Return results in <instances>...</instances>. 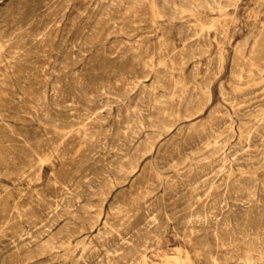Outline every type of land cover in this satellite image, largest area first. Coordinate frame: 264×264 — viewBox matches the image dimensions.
I'll return each instance as SVG.
<instances>
[{
  "label": "rangeland",
  "instance_id": "374dc122",
  "mask_svg": "<svg viewBox=\"0 0 264 264\" xmlns=\"http://www.w3.org/2000/svg\"><path fill=\"white\" fill-rule=\"evenodd\" d=\"M135 1L0 0V264H264V0Z\"/></svg>",
  "mask_w": 264,
  "mask_h": 264
},
{
  "label": "bare ground",
  "instance_id": "6f19581e",
  "mask_svg": "<svg viewBox=\"0 0 264 264\" xmlns=\"http://www.w3.org/2000/svg\"><path fill=\"white\" fill-rule=\"evenodd\" d=\"M132 1H133V0H132ZM136 1H137V0H136ZM136 1H135V2H136ZM211 1H212V0H211ZM217 1H218V0H217ZM229 1H230V0H229ZM122 2H123V1H122ZM135 2H134V3H135ZM183 2H184V1H183ZM188 2H189V1H188ZM209 2H210V1H209ZM221 2H222V1H221ZM68 3H69V2H68ZM191 3H192V2H191ZM191 3H190V4H191ZM199 3H200V2H199ZM205 3H206V2H205ZM205 3L200 4V6H202V5L205 4ZM211 3H212V2H211ZM135 4H137V3H135ZM159 4H160V3H159ZM171 4H172V3H171ZM226 4H228V3H226ZM191 5H192V4H191ZM194 5H195V4H193V7H195ZM197 5H199V4H197ZM212 5H213V3H212ZM216 5H217V4H216ZM222 5H223V4H222ZM127 6H129V5H127ZM132 6H133V5H132ZM132 6H131V7H132ZM184 6H185V5H184ZM188 6H189V5H188ZM213 6H214V5H213ZM105 7H106V6H105ZM129 7H130V6H129ZM193 7H192V8H193ZM215 7H218V6H215ZM110 8H111V7H110ZM177 8H178V7H177ZM189 8H190V7H189ZM198 8H199V7H198ZM168 9H169V8H168ZM128 10H129V8H128ZM133 10H134V9H133ZM208 10H209V9H208ZM100 12H101V11H100ZM105 12H106V11H105ZM180 12H181V11H180ZM176 13H177V12H176ZM101 15H102V14H101ZM175 15H176V14H175ZM178 16H179V15H178ZM97 17H98V16H97ZM104 17H106V16H104ZM172 17H173V16H172ZM108 18H109V17H108ZM174 18H175V17H174ZM98 23H99V22H98ZM205 27H206V26H205ZM205 29H206V28H205ZM98 36H99V35H98ZM91 37H92V36H91ZM20 38H21V37H20ZM95 39H96V38H95ZM0 40H1V39H0ZM193 40H194V39H193ZM217 40H218V39H217ZM1 41H3V40H1ZM33 41H34V40H33ZM42 41H44V40H42ZM5 43H6V42H5ZM1 44H2V43H1ZM217 44H218V43H217ZM6 45H7V44H6ZM182 45H183V44H182ZM14 46H15V45H14ZM193 46H194V45H193ZM205 46H206V45H205ZM22 47H23V46H22ZM197 47H198V46H197ZM0 48H1V47H0ZM205 48H206V47H205ZM30 49H31V48H30ZM5 50H6V49H5ZM23 50H24V49H23ZM27 50H28V49H27ZM218 51H219V50H218ZM0 52H1V51H0ZM29 52H30V51H29ZM1 53H2V52H1ZM40 54H41V53H40ZM153 54H154V53H153ZM12 55H13V54H12ZM27 55H28V54H27ZM2 57H3V56H2ZM12 57H13V56H12ZM161 58H162V57H161ZM159 59H160V58H159ZM16 60H17V59H16ZM137 60H138V59H137ZM148 60H149V59H148ZM27 61H28V60H27ZM180 61H181V60H180ZM150 62H151V61H150ZM261 63H262V62H261ZM151 64H152V63H151ZM250 64H251V63H250ZM245 65H246V64H245ZM8 66H9V65H8ZM16 66H17V65H16ZM146 66H147V65H146ZM220 66H221V65H220ZM253 66H255V65L253 64ZM263 66H264V65H263ZM174 67H175V66H174ZM247 67H248V66H247ZM261 67H262V66H261ZM30 68H31V67H30ZM244 68H245V67H244ZM26 69H27V68H26ZM64 70H65V69H64ZM253 71H254V70H253ZM255 71H256V70H255ZM24 72H25V71H24ZM153 72H154V71H153ZM191 72H192V71H191ZM237 72H239V71H237ZM60 73H61V72H60ZM196 73H197V72H196ZM206 73H208V72H206ZM244 73H245V72H244ZM157 75H158V74H157ZM75 76H76V75H75ZM194 76H195V75H194ZM205 76H206V75H205ZM233 76H234V75H233ZM158 77H160V76H158ZM158 77H157V79H158ZM1 78H2V77H1ZM194 78H195V77H194ZM155 79H156V78H155ZM81 81H82V80H81ZM99 82H100V81H99ZM158 83H159V82H158ZM181 83H182V82H181ZM204 83H206V82H204ZM208 83H209V81H208ZM55 84H56V83H55ZM45 85H46V84H45ZM153 85H155V84H153ZM153 85H152V86H153ZM109 86H110V85H109ZM191 86H192V85H191ZM94 87H95V86H94ZM116 87H117V86H116ZM153 87H154V86H153ZM153 87H152V88H153ZM177 87H178V86H177ZM179 87H181V85H179ZM101 88H102V87H101ZM219 88H220V87H219ZM50 90H51V89H50ZM103 90H104V89H103ZM206 90H207V89H206ZM223 90H224V89H223ZM223 90H222V91H223ZM144 91H145V90H144ZM152 91H153V89H152ZM146 92H147V91H146ZM242 93H243V92H242ZM1 95H2V94H1ZM38 95H39V94H38ZM121 95H122V94H121ZM143 95H144V94H143ZM66 96H67V95H66ZM73 96H74V95H73ZM107 96H108V95H107ZM27 97H28V96H27ZM163 97H164V96H163ZM166 97H167V96H166ZM192 97H193V96H192ZM233 97H235V96H233ZM34 98H35V97H34ZM168 98H169V97H168ZM33 100H34V99H33ZM42 100H43V99H42ZM60 100H61V99H60ZM119 100H120V99H119ZM144 100H145V99H144ZM160 100H161V99H160ZM167 100H169V99H166V101H167ZM186 100H187V99H186ZM188 100H189V99H188ZM190 100H191V99H190ZM227 100H228V99H227ZM263 100H264V99H263ZM45 101H46V100H45ZM65 101H66V100H65ZM36 102H37V101H36ZM36 102H35V103H36ZM188 102H189V101H188ZM197 102H198V101H197ZM240 102H241V101H240ZM245 102H246V101H245ZM256 102H257V101H256ZM258 102H260V100H259ZM71 103H72V102H71ZM85 103H86V102H85ZM154 103H155V101H154ZM156 103H158V102H156ZM163 103H164V102H163ZM167 103H168V102H167ZM190 103H191V102H190ZM234 103H235V102H234ZM104 104H105V103H104ZM107 104H108V103H107ZM159 104H160V103H159ZM182 104H184V103H182ZM194 104H195V103H194ZM52 105H53V104H52ZM90 105H91V104H90ZM164 105H165V104H164ZM166 105H167V104H166ZM184 105H187V104H184ZM199 105H200V104H199ZM170 106H172V103L170 104ZM235 106H236V105H235ZM239 106H240V105H239ZM163 107H164V106H163ZM167 107H168V106H167ZM185 107H186V106H185ZM187 107H188V106H187ZM201 107H202V106H201ZM255 107H256V106H255ZM33 108H34V107H33ZM84 108H85V107H84ZM92 108H93V107H92ZM164 109H165V107H164ZM186 109H187V108H186ZM201 109H202V108H200L199 110L201 111ZM253 109H254V108H253ZM74 110H75V109H74ZM157 110H159V109H157ZM157 110H155V111H157ZM189 110H190V109H189ZM257 110H258V109H257ZM140 111H141V110H140ZM140 111H139V112H140ZM236 111H238V110H236ZM76 112H77V111H76ZM252 112H254V110H253ZM66 113H67V112H66ZM183 113H184V111H183ZM208 113H209V112H208ZM83 114H84V113H83ZM159 114H160V113H159ZM159 114L157 113V115H159ZM216 114H217V113H216ZM36 115H37V114H36ZM88 115H89V114H88ZM152 115H153V114H152ZM164 115H165V114H164ZM182 115H184V114H182ZM182 115H181V116H182ZM190 115H192V113H188V114L186 113V116L189 117ZM66 116H67V115H66ZM85 116H86V114H85ZM93 116H94V115H93ZM97 116H98V115H97ZM100 116H101V115H100ZM134 116H135V115H134ZM153 116H155V115H153ZM217 116H218V115H217ZM87 117H88V116H87ZM98 117H99V116H98ZM98 117H97V118H98ZM141 117H142V116H141ZM184 117H185V116H184ZM188 117H187V118H188ZM210 117H211V116H210ZM213 117H214V116H213ZM213 117H212V118H213ZM227 117L230 118V115L227 116ZM99 118H100V117H99ZM99 118H98V119H99ZM161 118H162V117H161ZM166 118H167V117H166ZM180 118H181V117H180ZM91 119H94V118H91ZM147 119H148V118H147ZM157 119H159V118H157ZM162 119H163V118H162ZM78 120H79V119H78ZM134 120H135V119H134ZM159 120H160V119H159ZM222 120H223V119H222ZM222 120H221V121H222ZM226 120H227V119H226ZM96 121H97V119H96ZM128 121H129V120H128ZM137 121H138V119H137ZM149 121H150V120H149ZM155 121H156V120H155ZM170 121H171V123H172V120H170ZM228 121H229V120H228ZM231 121H232V120H231ZM263 121H264V120H263ZM97 122H98V121H97ZM99 122H100V121H99ZM161 122H162V121H161ZM223 122H224V121H223ZM243 122H244V121H243ZM64 123H65V122H64ZM92 123H93V122H92ZM126 123H127V122H126ZM134 123H135V121H134ZM147 123H148V122H147ZM154 123H155V122H154ZM163 123H164V122H163ZM171 123H170V124H171ZM175 123H176V122H175ZM217 123H218V122H217ZM65 124H66V123H65ZM93 124H94V123H93ZM131 124H132V123H131ZM166 124H167V123H166ZM170 124H169V125H170ZM173 124H174V122L172 123V125H173ZM218 124H219V123H218ZM242 124H243V123H242ZM262 124H263V123H262ZM128 125H129V124H128ZM150 125H151V123H150ZM222 125H223V124H222ZM228 125H230V124H228ZM2 126H3V125H2ZM126 126H127V125H126ZM129 126H130V125H129ZM131 126H133V125H131ZM145 126H146V125H145ZM223 126H224V125H223ZM225 126H226V125H225ZM225 126H224V127H225ZM246 126H247V125H246ZM246 126H245V127H246ZM252 126H253V125H252ZM77 127H78V126H77ZM133 127H137V125H136V126H133ZM139 127H140V126H139ZM152 127H153V126H152ZM156 127H157V126H156ZM226 127H227V126H226ZM226 127H225V128H226ZM245 127H244V128H245ZM256 127H257V126H256ZM262 127H263V126H262ZM126 128H127V127H126ZM137 128H138V127H137ZM137 128H136V129H137ZM154 128H155V127H154ZM162 128H163V127H162ZM177 128H178V127H177ZM209 128H211V127H209ZM225 128H224V129H225ZM227 128H228V127H227ZM227 128H226V129H227ZM53 129H54V128H53ZM133 129H134V128H133ZM136 129H135V130H136ZM138 129H139V128H138ZM156 129H157V128H156ZM158 129H159V128H158ZM158 129H157V130H158ZM180 129H181V128H180ZM180 129H179V130H180ZM232 129H233V128H232ZM232 129H230V130H232ZM257 129H259V128H257ZM206 130H207V129H206ZM206 130H205V132H206ZM208 130H209V129H208ZM208 130H207V131H208ZM211 130H212V129H211ZM250 130H251V129H250ZM250 130H249V131H250ZM252 130H253V129H252ZM254 130H255V129H254ZM130 131H132V129H131ZM160 131H161V130H160ZM162 131H163V130H162ZM215 131H216V130H215ZM259 131H261V130H259ZM59 132H60V131H59ZM91 132H92V131H91ZM96 132H97V131H96ZM132 132H133V131H132ZM138 132H139V131H138ZM163 132H164V131H163ZM221 132H223V131H221ZM227 132L229 133V131H227ZM227 132H226V133H227ZM245 132H246V131H245ZM247 132H248V131H247ZM251 132H253V131H251ZM251 132H250V133H251ZM255 132H257V131H255ZM86 133H87V132H86ZM86 133H85V134H86ZM89 133H90V131H89ZM92 133H93V132H92ZM135 133H136V132H135ZM199 133H200V132H199ZM202 133H203V132H202ZM209 133H210V132H209ZM214 133H215V132H214ZM228 133H227V134H228ZM248 133H249V132H248ZM81 134H82V133H81ZM115 134H116V133H115ZM126 134H127V132H126ZM128 134H129V132H128ZM148 134H151V133H148ZM152 134H153V133H152ZM156 134H157V133H156ZM210 134H211V133H210ZM210 134H209V135H210ZM242 134H243V133H242ZM242 134H241V135H242ZM244 134H246V133H244ZM244 134H243V135H244ZM254 134H256V133H254ZM49 135H50V134H49ZM83 135H84V133H83ZM88 135H89V134H88ZM99 135H100V134H99ZM120 135H121V134H120ZM131 135H132V134H131ZM146 135H147V134H146ZM146 135H145V136H146ZM157 135H158V134H157ZM211 135H212V134H211ZM243 135H242V136H243ZM258 135H259V137H260V134H258ZM258 135H256L255 137H258ZM94 136H96V135H94ZM107 136H108V135H107ZM114 136H115V135H114ZM133 136H134V135H132V137H133ZM217 136H218V134H217ZM217 136H215V137H217ZM223 136H226V135L223 134ZM232 136H233V135H232ZM248 136H250V134H248ZM97 137H98V136H97ZM123 137H125V136H123ZM123 137H122L121 139H124ZM147 137H149V136L147 135ZM150 137H151V135H150ZM190 137H191V136H190ZM193 137H194V136H193ZM196 137H197V136H196ZM199 137H200V136H199ZM213 137H214V136H213ZM215 137H214V138H215ZM245 137H246V135H245ZM87 138H88V137H87ZM92 138H93V137H92ZM129 138H130V137H129ZM129 138H128V139H129ZM151 138H152V137H151ZM201 138H202V137H201ZM203 138H204V137H203ZM218 138H219V137H218ZM89 139H90V138H89ZM131 139H132V138H131ZM157 139H158V138H157ZM189 139H190V138H189ZM191 139H192V138H191ZM191 139H190V141H191ZM196 139H197V138H196ZM215 139H216V138H215ZM220 139H221V138H220ZM239 139H240V138H238V140H239ZM243 139H244V138H243ZM247 139H248V138H247ZM254 139H255V138H254ZM257 139H258V138H257ZM145 140H146V139H145ZM183 140H184V139H183ZM193 140H194V139H193ZM213 140H214V139H213ZM221 140H222V139H221ZM227 140H228V139H227ZM248 140H250V139H248ZM248 140H247V141H248ZM92 141H94V138L92 139ZM115 141H116V139H115ZM121 141H122V140H121ZM128 141H129V140H128ZM130 141H131V140H130ZM130 141H129V142H130ZM141 141H142V140H141ZM154 141H156V139H154ZM217 141H219V139H218ZM225 141H226V140H225ZM250 141H251V140H250ZM262 141H263V140H262ZM131 142H132V141H131ZM143 142H144V141H143ZM165 142H166V141H165ZM188 142H189V141H188ZM188 142H187V143H188ZM192 142H193V141H192ZM192 142H191V143H192ZM88 143H89V141H88ZM88 143H87V144H88ZM118 143H119V142H118ZM125 143H126V142H125ZM194 143H195V142H194ZM197 143H198V142H197ZM197 143H196L195 145H197ZM245 143H246V142H245ZM249 143H250V142H249ZM89 144H90V143H89ZM93 144L95 145V143H93ZM192 144H193V143H192ZM192 144H191V145H192ZM205 144H206V143H205ZM213 144H214V141H213ZM215 144H216V143H215ZM223 144H224V143H223ZM251 144H252V143H250V145H251ZM124 145H125V144H124ZM127 145H128V144H127ZM139 145H140V144H139ZM139 145H138V147H139ZM141 145H143V144H141ZM141 145H140V146H141ZM175 145H177V144H175ZM199 145H201V144L199 143ZM199 145H198V147H200ZM117 146H118V145H117ZM121 146H122V145H121ZM153 146H154V143L151 142V140H150V142H149V149H153V148H152ZM173 146H174V145H173ZM173 146H172V147H173ZM213 146H214V145H213ZM213 146H212V147H213ZM221 146H222V145H221ZM223 146H224V145H223ZM240 146H241V145H240ZM252 146H253V145H252ZM252 146H251V147H252ZM29 147H30V146H29ZM88 147H89V146H88ZM124 147H125V146H124ZM124 147H123V148H124ZM130 147H131V146H130ZM175 147H176V146H175ZM193 147H194V146H193ZM195 147H196V146H195ZM198 147H197V148H198ZM203 147H205V146H203ZM247 147H248V145H247ZM55 148H56V147H55ZM116 148H117V147H116ZM116 148H115V149H116ZM118 148H119V147H118ZM140 148H141V147H140ZM145 148H146V147H145ZM191 148H192V147H191ZM219 148H221V147H219ZM236 148H237V147H236ZM53 149H54V148H53ZM119 149H120V148H119ZM121 149H122V148H121ZM137 149H139V148H137ZM143 149H144V147H143ZM175 149H176V148H175ZM178 149H179V148H178ZM194 149H195V148H194ZM204 149H205V148H204ZM234 149H235V148H234ZM126 150H129V149H126ZM139 150H140V149H139ZM145 150H146V149H145ZM176 150H177V149H176ZM179 150H180V149H179ZM191 150H193V149H191ZM201 150H202V149H201ZM219 150H220V149H219ZM245 150H246V149H245ZM254 150H256V149H254ZM261 150H262V149H261ZM98 151H99V150H98ZM102 151H103V150H102ZM117 151H118V149H117ZM132 151H133V150H132ZM149 151H150V150H149ZM177 151H178V150H177ZM257 151H258V150H257ZM259 151H260V150H259ZM114 152H115V151H114ZM125 152H126V151H125ZM241 152H242V151H241ZM248 152H249V151H248ZM32 153H33V152H32ZM134 153H135V151H134ZM141 153H142V152H141ZM195 153H196V152H195ZM206 153H208V151H207ZM234 153H236V152L234 151L233 154H234ZM239 153H240V152H239ZM245 153H246V152H245ZM261 153H262V152H261ZM40 154H41V153H40ZM120 154H121V153H120ZM122 154H124V153H122ZM125 154H126V153H125ZM135 154H137V153H135ZM138 154H139V153H138ZM146 154H147V152H146ZM231 154H232V153H231ZM251 154H252V153H251ZM114 155H115V154H114ZM116 155H117V154H116ZM129 155H130V154H129ZM243 155H244V154H242V156H243ZM259 155H260V154H259ZM259 155H258V156H259ZM131 156H132V155H131ZM212 156H214V155H212ZM223 156H224V155H223ZM223 156H222V158L220 159V166H221V167L225 165V164H224V157H223ZM235 156H236V155H235ZM242 156H239V157L241 158ZM255 156H256V155H255ZM263 156H264V155H263ZM121 157H122V156H121ZM209 157H210V156H209ZM214 157H215V156H214ZM237 157H238V156H237ZM248 157H250V156H248ZM251 157H252V155H251ZM30 158H32V157H30ZM122 158H123V157H122ZM129 158H130V157H129ZM129 158H128V159H129ZM226 158H228V157H226ZM233 158H234V156L232 157V159H233ZM9 159H10V158H9ZM42 159H43V158H42ZM118 159H119V158H118ZM218 159H219V158H218ZM238 159H239V158H238ZM250 159H252V158H250ZM43 160H44V159H43ZM119 160H120V159H119ZM131 160H132V159H131ZM229 160H230V159H229ZM247 160H248V158H247ZM115 161H116V159H115ZM123 161H125V160H123ZM249 161H250V160H249ZM112 162H114V161H112ZM118 162H119V161H118ZM129 162H130V161H129ZM234 162H235V161H234ZM247 162H248V161H247ZM259 162H260V161H259ZM259 162H258V164H261V163H259ZM125 163L130 164V163H128V162H125ZM132 163H133V162H132ZM212 163H213V162H212ZM218 163H219V162H218ZM226 163H227V162H226ZM228 163H229V162H228ZM236 163H237V162H236ZM241 163H242V162H241ZM245 163H246V161H245ZM254 163H255V162H254ZM114 164H116V162H114ZM127 164H126V165H127ZM137 164H138V162L136 161L135 163L131 164L132 166H131L130 168H125L123 165H121V166L119 165V166L122 168V172L125 171V172H124L125 174H124V177H123L122 180H125V179L129 176L128 174H129L132 170H134V169L137 167ZM249 164H250V163H249ZM126 165H125V166H126ZM194 165H195V164H194ZM197 165H198V164H197ZM230 165H231V164H230ZM256 165H257V164H256ZM108 166H109V165H108ZM225 166H227V165H225ZM234 166H235V165H234ZM257 166H258V165H257ZM202 167H203V166H202ZM230 167H232V166H230ZM244 167H245V165H244ZM105 168H107V167H105ZM212 168H213V167H212ZM238 168H239V167H238ZM241 168H243V167H241ZM245 168H246V167H245ZM249 168H250V165H249ZM254 168H255V167H254ZM108 169H110V168H108ZM196 169H197V168H196ZM98 170H99V169H98ZM102 170H103V169H102ZM112 170H114V169H112ZM112 170H111V171H112ZM203 170H205V169H203ZM100 171H101V170H100ZM107 171H108V170H107ZM117 171H118V170H117ZM194 171H195V170H194ZM197 171H198V170H197ZM250 171H252V170H250ZM255 171H256V170H255ZM37 172H38V171H37ZM97 172H98V171H97ZM103 172H104V171H103ZM109 172H110V171H109ZM198 172H199V171H198ZM202 172H203V171H202ZM218 172H219V171H218ZM95 173H96V172H95ZM110 173H111V172H110ZM192 173H193V172H192ZM199 173H200V172H199ZM230 173H231V172L227 171V173H226L227 178H228V176H230ZM189 174L191 175V173H189ZM222 174H223V173H222ZM212 175H213V174H212ZM36 176H37V175H36ZM100 176H101V175H100ZM117 176H118V173H117ZM29 177H30V176H29ZM94 177H95V176H94ZM118 177H119V176H118ZM118 177H117V178H118ZM187 177H188V176H187ZM193 177H194V176H193ZM230 177H231V176H230ZM256 177H257V176H256ZM263 177H264V176H263ZM147 178H149V177H147ZM147 178H146V179H147ZM189 178H191V177H189ZM194 178H195V177H194ZM198 178H199V177H198ZM198 178L196 177V179H198ZM92 179H93V178H92ZM100 179H101V178H100ZM100 179H98V180H100ZM103 179H104V177H103ZM103 179H102V180H103ZM108 179H109V178H108ZM146 179H145V180H146ZM192 179H193V178H192ZM224 179H225V178H224ZM228 179H229V178H228ZM249 179H250V178H249ZM249 179H247V180H249ZM252 179H253V178H252ZM255 179H256V178H255ZM89 180H90V179H89ZM114 180H115V179H114ZM186 180H187V179H186ZM201 180H202V179H201ZM261 180H262V178H261ZM139 181H140V180H139ZM147 181H148V180H147ZM188 181H189V180H188ZM225 181H226V180H225ZM236 181H237V180H236ZM250 181H251V180H250ZM252 181H254V180H252ZM51 182H52V181H51ZM90 182H91V180H90ZM90 182H88V183H90ZM99 182H100V181H99ZM182 182H183V181H182ZM220 182H221V181H220ZM254 182H255V181H254ZM256 182H257V181H256ZM262 182H263V181H262ZM262 182H261V183H262ZM69 183H70V182H69ZM116 183H118V182H116ZM185 183H187V181H186ZM185 183H184V184H185ZM244 183H245V182H244ZM244 183H243V184H244ZM85 184H86V182H85ZM112 184H113L112 181H107V182H105L102 186L99 185L100 187H99V189H98V192H99V195H100L103 199H105L106 195L108 194V192H109V190H110V187H112ZM175 184H176V183H175ZM177 184H178V183H177ZM179 184H180V183H179ZM182 184H183V183H182ZM190 184H191V183H190ZM237 184H239V183H237ZM241 184H242V183H241ZM247 184H249V183H247ZM145 185H146V184H145ZM224 185H225V184H224ZM232 185H233V184H232ZM244 185H245V184H244ZM251 185H252V184H251ZM84 186H85V185H84ZM92 186H94V184H93ZM167 186H168V185H167ZM177 186H178V185H177ZM227 186H228V185H227ZM227 186H226V188H227ZM230 186H231V185H230ZM234 186H235V185H234ZM246 186H247V185H246ZM248 186H249V185H248ZM262 186H263V184H262ZM77 187H78V186H77ZM94 187H95V186H94ZM138 187H140V186H138ZM141 187H142V186H141ZM241 187H242V186H241ZM252 187H255V186H252ZM64 188H65V187H64ZM80 188H81V186H80ZM170 188H171V187H170ZM226 188H225V189H226ZM238 188H239V187H238ZM238 188H237V189H238ZM250 188H251V186H250ZM261 188H264V187H261ZM261 188H260V189H261ZM85 189H86V188H85ZM85 189H84L83 191H85ZM172 189H174V188H172ZM227 189H228V188H227ZM234 189H235V188H234ZM87 190H88V189H87ZM87 190H86V191H87ZM90 190H91V189H90ZM230 190H231V189H230ZM86 191H85V192H86ZM138 191H139V190H138ZM239 191H240V190H239ZM248 191H249V190H248ZM77 192H78V190H77ZM87 192H88V191H87ZM90 192H91V191H90ZM92 192H93V191H92ZM228 192H229V191H228ZM235 192H236V191H235ZM235 192H233V193H235ZM254 192H255V191H254ZM64 193H65V192H64ZM69 193H70V192H69ZM75 193H76V192H75ZM81 193H82V192H81ZM204 193H205V192H204ZM239 193H240V192H239ZM241 193H242V192H241ZM243 193H244V195H248L247 192H244V191H243ZM245 193H246V194H245ZM262 193H263V192H262ZM76 194H77V193H76ZM79 194H80V193H79ZM87 194H88V193H87ZM91 194H92V193H91ZM254 194H255V193H254ZM254 194H253V195H254ZM64 195H65V194H64ZM66 195H67V194H66ZM82 195H83V194H82ZM144 195H145V194H144ZM228 195H229V194H228ZM255 195H256V194H255ZM261 195H262V194H261ZM261 195H260V196H261ZM89 196H90V195H89ZM89 196H88V197H89ZM235 196H236V195H235ZM73 197H74V196H73ZM93 197H94V196H93ZM98 197H99V196H98ZM232 197L234 198V196H232ZM242 197H243V196H242ZM252 197H253V196H252ZM252 197H251V198H252ZM69 198H70V197H69ZM82 198H83V197H82ZM223 198H224V197H223ZM247 198H248V197H247ZM260 198L263 200L262 197H260ZM58 199H59V198H58ZM67 199H68V198H66V200H67ZM71 199H72V198H71ZM71 199H70V200H71ZM76 199H77V198H76ZM214 199H215V198H214ZM239 199H240V198H239ZM245 199H246V198H245ZM62 200L65 201L64 198H63ZM77 200H79V198H78ZM83 200H84V199H83ZM191 200H192V199H191ZM233 200H234V199H233ZM248 200H249V199H248ZM72 201H73V199H72ZM84 201H85V200H84ZM93 201H94V200H93ZM189 201H190V200H189ZM245 201H246V200H245ZM250 201H251V200H250ZM260 201H261V200H260ZM242 202H243V201H242ZM258 202H259V198H258ZM58 203H59V202H58ZM58 203H57V205H58ZM60 203H61V202H60ZM84 203H85V202H84ZM190 203H191V202H190ZM192 203H193V202H192ZM213 203H214V202H213ZM249 203L251 204V202H248V204H249ZM263 203H264V202H263ZM73 204H74V203H73ZM85 204H87V203H85ZM193 204H194V203H193ZM203 204H204V203H203ZM203 204H202V205H203ZM231 204H234V203H231ZM242 204H243V203H242ZM255 204H256V203H255ZM258 204H259V203H258ZM14 205H15V204H14ZM57 205H56V206H57ZM71 205H72V203L69 202V201L66 202V203H64L63 209L65 210V212L67 211V213H68L69 210H71V209H70V208H71V207H70ZM82 205H83V204H82ZM202 205H201V207L204 206V205H203V206H202ZM237 205H238V204H237ZM253 205H254V204H253ZM58 206H59V205H58ZM61 206H62V205H61ZM76 206H77V205H76ZM79 206L81 207V205H79ZM83 206H84V205H83ZM189 206H191V205H189ZM205 206H206V204H205ZM233 206H234V205H233ZM248 206H249V205H248ZM255 206H256V205H255ZM255 206H254V207H255ZM260 206H261V205H260ZM77 207H78V206H77ZM85 207H86V206H85ZM201 207H200V208H201ZM206 207H207V206H206ZM209 207H210V206H209ZM231 207H232V206H231ZM236 207H237V206H236ZM240 207H241V206H240ZM252 207H253V206H252ZM258 207H259V205H258ZM258 207H257V208H258ZM262 207H263V206H262ZM220 208H221V207H220ZM222 208H223V207H222ZM232 208H233V207H232ZM250 208H251V207H250ZM257 208H256V209H257ZM78 209H79V208H78ZM81 209H82V208H81ZM81 209H80V210H81ZM87 209H88V208H87ZM191 209H192V208H191ZM207 209H208V207H207ZM248 209H249V207H248ZM261 209H262V208H261ZM263 209H264V208H263ZM61 210H62V209H61ZM61 210H60V211H61ZM197 210H198V209H197ZM204 210H205V209H204ZM214 210H215V209H214ZM229 210H230V209H229ZM234 210H235V208H234ZM249 210H250V209H249ZM58 211H59V209H58ZM60 211H59V212H60ZM88 211H89V209H88ZM147 211H148V210H147ZM199 211H201V210H199ZM207 211H209V210H207ZM224 211H225V210H224ZM255 211H256V210H255ZM258 211H261V210H258ZM61 212H63V210H62ZM196 212H197V211H196ZM201 212H204V211H201ZM218 212H219V211H218ZM227 212H229V211L227 210ZM227 212H226V213H227ZM237 212H238V211H236V213H237ZM240 212H242V211H239V213H240ZM252 212H254V211L252 210ZM262 212H263V211H262ZM74 213H75V212H74ZM76 213H77V212H76ZM76 213H75V215H76ZM94 213H95V212H94ZM188 213H189V211H188ZM190 213H192V212L190 211ZM199 213H200V212H199ZM199 213H197V214H199ZM222 213H224V212L222 211ZM231 213H232V212H231ZM242 213H243V212H242ZM254 213H255V212H254ZM260 213H261V212H260ZM58 214H60V213H58ZM78 214H79V213H78ZM186 214H187V213H186ZM186 214H185L184 216H186ZM204 214H206V213L204 212ZM210 214H212V213H210ZM227 214L229 215V213H227ZM227 214H226V216H227ZM249 214H250V212L248 211V215H249ZM255 214L257 215V213H255ZM68 215H69V214H68ZM73 215H74V214H73ZM73 215H72V216H73ZM81 215H82V214H81ZM90 215H91V214H90ZM191 215H192V214H191ZM199 215H200V214H199ZM199 215H198V217H199ZM202 215H203V214H202ZM224 215H225V214H224ZM224 215H223V216H224ZM241 215H242V214H241ZM261 215H262V214H261ZM261 215H260V216H261ZM263 215H264V214H263ZM95 216L98 217V214H96ZM188 216H189V215H188ZM193 216H194V215H193ZM211 216H212V215H211ZM250 216H252V215H250ZM250 216H249L248 218H250ZM253 216H255V215H253ZM253 216H252V217H253ZM257 216H258V215H257ZM257 216H256V217H257ZM66 217H67V216H66ZM69 217H70V216H69ZM69 217H67V218H69ZM86 217H87V216H86ZM91 217H92V216H91ZM91 217H90V218H91ZM150 217H151V216H150ZM189 217H191V216H189ZM189 217H188V218H189ZM196 217H197V216H196ZM205 217H206V216H204V218H205ZM221 217H222V216H221ZM221 217H220V219H221ZM233 217H234V216H233ZM241 217H242V216H241ZM244 217H245V216H244ZM246 217H247V216H246ZM258 217H259V216H258ZM70 218H71V217H70ZM148 218H149V217H148ZM186 218H187V217H186ZM194 218H195V217H194ZM204 218H202L201 220H203ZM207 218H210V217L208 216ZM225 218H226V217H225ZM227 218H228V216H227ZM237 218H238V217H237ZM237 218H235V219H237ZM239 218H240V217H239ZM239 218H238V219H239ZM242 218H243V217H242ZM261 218L263 219V217H261ZM87 219H88V218H87ZM143 219H144V218H143ZM190 219H191V218H190ZM240 219H241V218H240ZM240 219H239V220H240ZM257 219H258V218H257ZM91 220H92V219H91ZM147 220H148V219H147ZM195 220H196V219H195ZM210 220H212V219H210ZM210 220H209V221H210ZM222 220H224V219H222ZM226 220H227V219H226ZM228 220H229V219H228ZM241 220H242V223H244V222H243V219H241ZM244 220H245V218H244ZM246 220H247V219H246ZM246 220H245V221H246ZM251 220H254V217H253V219H250V221H251ZM259 220H261V219L259 218ZM77 221H81V220H77ZM83 221H85V220H83ZM105 221H106V220H104L103 223H105ZM120 221H121V219H120ZM190 221H192V220H190ZM205 221H206V219H205ZM262 221H263V220H262ZM67 222H68V220H67ZM219 222H220V221H219ZM224 222H225V221H224ZM238 222H240V221H238ZM256 222H257V221H256ZM256 222H255V223H256ZM260 222H261V221H260ZM108 223H109V222H108ZM137 223H138V216H135V217H133L132 219L129 218V222H128L127 224H131L130 226L133 227V226H136ZM143 223H144V222H143ZM214 223H215V222H214ZM229 223H230V221H229ZM247 223H248V222H247ZM251 223H253V221H252ZM255 223H254V224H255ZM257 223H258V222H257ZM125 224H126V223H125ZM146 224L148 225V221H147ZM67 225H68V224H67ZM141 225H142V224H141ZM209 225H210V224H209ZM218 225H219V224H218ZM225 225H226V224H225ZM228 225H229V224H228ZM244 225H245V223H244ZM246 225H247V224H246ZM258 225H259V224H258ZM241 226H242V225H241ZM252 226H253V225H252ZM256 226H257V225H256ZM73 227H74V226H73ZM110 227H112V226H110ZM216 227H217V226H216ZM216 227H215V228H216ZM220 227H221V226H220ZM227 227H228V226H227ZM259 227H260V226H259ZM259 227H257V228L253 227V228L258 229ZM33 228H35V227H33ZM66 228H67V227H66ZM112 228H114V227H112ZM126 228H127V226H126ZM142 228H143V226H142ZM215 228H214V229H215ZM239 228H240V227H239ZM246 228H247V226H246ZM76 229H77V228H76ZM123 229H124V228H123ZM111 230H112V229H111ZM114 230H115V229H114ZM133 230H134V229H133ZM191 230H192V228H191ZM215 230H217V228H216ZM228 230H229V229H228ZM231 230H232V229H230L229 231H231ZM241 230H242V229H241ZM250 230H251V229H250ZM115 231H116V230H115ZM126 231H128V230H126ZM136 231H137V230H136ZM143 231H144V234H145V235H148V226L145 227V230H143ZM242 231H245V230L243 229ZM246 231H247V230H246ZM248 231H249V230H248ZM248 231H247V232H248ZM69 232H70V231H69ZM116 232H118V230H117ZM128 232H129V231H128ZM224 232H225V231H224ZM234 232H235V231H234ZM238 232H241V231H238ZM247 232H246V234H247ZM250 232H251V231H250ZM250 232H249V233H250ZM261 232H262V231H261ZM110 233H111V232H110ZM118 233H119V232H118ZM141 233H143V232L141 231ZM216 233H217V232H216ZM232 233H233V232H232ZM232 233H230V234H232ZM242 233H243V232H242ZM24 234H25V233H24ZM28 234H29V233H28ZM136 234H137V233H136ZM225 234H226V233H225ZM235 234H236V233H235ZM73 235H74V234H73ZM115 235H116V233H115ZM213 235H214V234H213ZM237 235H239V233H238ZM237 235H236V237H237ZM250 235H251V234H250ZM258 235H260V234L258 233ZM261 235H262V234H261ZM117 236H118V235H117ZM130 236H131V234H130ZM130 236H129V237H130ZM220 236H221V235H220ZM230 236H231V235H230ZM232 236H233V235H232ZM244 236H245V235H244ZM254 236H255V235H254ZM227 237H228V236H227ZM238 237H239V236H238ZM238 237H237V238H238ZM249 237H250V236H249ZM258 237H259V236H258ZM260 237H261V236H260ZM263 237H264V236H263ZM115 238H117V237H115ZM119 238L122 239V237H120V236H119ZM134 238H135V237H134ZM214 238H215V237H214ZM225 238H226V237H225ZM231 238H232V237H231ZM97 239H98V238H97ZM132 239H133V237H132ZM139 239H140V238H139ZM218 239H219V237H218ZM222 239H224V238H222ZM226 239H227V238H226ZM228 239H229V238H228ZM241 239H242V238H241ZM248 239H249V238H248ZM111 240H112V239H111ZM124 240H127V239H124ZM234 240H235V239H234ZM239 240H240V239H238V241H239ZM118 241H119V240H118ZM120 241H121V240H120ZM120 241H119V242H120ZM204 241H205V239H204ZM216 241H217V240H216ZM219 241H220V240H219ZM240 241L242 242L243 240H240ZM240 241H239V242H240ZM248 241H249V240H248ZM248 241H247V242H248ZM27 242H28V241H27ZM130 242H131V240H130ZM201 242H203V239H202V241H200V243H201ZM205 242H206V241H205ZM213 242H214V240H213ZM230 242H231V241H230ZM234 242H235V241H234ZM247 242H246V243H247ZM250 242H251V241H250ZM253 242L255 243V241H253ZM13 243H14V242H13ZM28 243H29V242H28ZM49 243H51V242H49ZM120 243H121V242H120ZM236 243H237V242H236ZM243 243H244V242H243ZM246 243H245V244H246ZM254 243H252L253 246H254ZM29 244H30V243H29ZM132 244H134V243L132 242L131 245H132ZM211 244H212V243H211ZM214 244H215V243H214ZM218 244H219V243H218ZM218 244H216V245H218ZM228 244H229V243H228ZM228 244H227V245H228ZM241 244H242V243H241ZM241 244H240V245H241ZM207 245H209V244H207ZM207 245H206V246H207ZM230 245H232V243H231ZM230 245H228V246H230ZM43 246H44V245H43ZM47 246H48V244H47ZM100 246H101V245H100ZM124 246H125V245H124ZM126 246H127V245H126ZM137 246H138V245H137ZM137 246H134L133 248H128V252H130L131 254H134L135 252L139 251ZM202 246H203V245H202ZM221 246H222V245H221ZM233 246H234V245H233ZM248 246H249V244H248ZM255 246H256V245H255ZM44 247H45V246H44ZM204 247H205V246H204ZM213 247H214V246H213ZM225 247H226V246H225ZM238 247H239V246H238ZM241 247H243V245H242ZM250 247H251V244H250ZM144 248H145V246H144ZM236 248H237V247H236ZM239 248H240V247H239ZM245 248H247V247H245ZM245 248H243V249L245 250ZM248 248H249V247H248ZM248 248H247V249H248ZM251 248H252V247H251ZM256 248H257V247H256ZM260 248H261V246H260ZM262 248H263V247H262ZM124 249H125V248H124ZM247 249H246V250H247ZM258 249H259V248H258ZM112 250H114V249H112ZM207 250H208V249H207ZM250 250H251V249L249 248V251H250ZM252 250H255V249H252ZM260 250H261V249H260ZM116 251H117V250H116ZM121 251H122V250H121ZM121 251H120V252H121ZM185 251H186V250H185ZM210 251H211V250H210ZM232 251H233V250H232ZM236 251H237V250H236ZM261 251H262V250H261ZM263 251H264V250H263ZM86 252H87V251H86ZM207 252H209V251H207ZM229 252H230V251H229ZM238 252H239V250H238ZM96 253H97V252H96ZM109 253H110V252H109ZM220 253H221V252H220ZM222 253H223V252H222ZM233 253H234V251H233ZM236 253H237V252H236ZM245 253H246V252H245ZM262 253H263V252H262ZM107 254H108V252H107ZM119 254H121V253H119ZM231 254H232V253H231ZM239 254H240V253H239ZM243 254H244V252H243ZM243 254H242V255H243ZM246 254H247V253H246ZM246 254H245L244 256H246ZM112 255H116V253H115V254L112 253ZM134 255H135V254H134ZM220 255H221V254H220ZM224 255H225V254H224ZM240 255H241V254H240ZM249 255H250V254H249ZM81 256H82V255H81ZM163 256H164V255H163ZM178 256H179V255H178ZM209 256H210V255H209ZM233 256H234V255H233ZM107 257H110V256H107ZM213 257H214V256H213ZM225 257H226V256H225ZM229 257H230V255H229ZM229 257H226V258L228 259ZM235 257L238 258V256H235ZM121 258H122V257H121ZM178 258H179V257H177L176 260H178ZM204 258H205V257H204ZM259 258H260V257H259ZM187 259H188V258H187ZM206 259H207V258H206ZM218 259H219V258H218ZM229 259H230V258H229ZM229 259H228V260H229ZM256 259H257V258H256ZM256 259H255V260H256ZM112 260H114V259H112ZM118 260H119V259H118ZM134 260H135V259H134ZM183 260H184V259H183ZM204 260H205V259H204ZM249 260H250L249 257L245 258L243 264H250ZM25 261H26V260H25ZM107 261H108V260H107ZM110 261H111V260H110ZM131 261L133 262L132 259H131ZM187 261H188V260H187ZM206 261H207V260H206ZM241 261H242V260H241ZM258 261H259V260H258ZM115 262H116V261H115ZM132 262H130V263H132ZM178 262H180V261H178ZM242 262H243V261H242ZM252 262H253V261H252ZM155 263H156V262H155ZM188 263H189V261H188ZM209 263H210V262H209ZM109 264H110V263H109ZM111 264H112V262H111ZM179 264H180V263H179ZM215 264H216V263H215ZM241 264H242V263H241Z\"/></svg>",
  "mask_w": 264,
  "mask_h": 264
}]
</instances>
